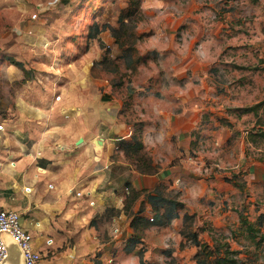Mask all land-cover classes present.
<instances>
[{"label":"rangeland","instance_id":"374dc122","mask_svg":"<svg viewBox=\"0 0 264 264\" xmlns=\"http://www.w3.org/2000/svg\"><path fill=\"white\" fill-rule=\"evenodd\" d=\"M131 3V16H127ZM94 27L100 31L95 37ZM111 84L117 87L113 96L123 99V115L138 127L152 121L154 103L168 100L174 106L161 110L178 114L197 104L202 126L218 125L234 133L227 146L220 147L212 138L200 140L193 152L183 153L172 164L184 160L197 177L213 173L232 177L244 171L248 175L250 165L264 161V140L250 145L245 139L254 126L264 128V110L259 117L240 116L242 109L264 99V0H0V131L3 124L23 119L27 104H46V92L72 97L77 90L92 98ZM148 88L149 95L144 92ZM157 89L163 96H151ZM156 123L161 128L163 122ZM193 136L200 137L198 129ZM172 144L178 150L177 142ZM243 149L246 159L236 161ZM143 154L152 162L149 146ZM168 154L158 151V163H165ZM139 170L147 172L144 167ZM239 192V197L226 195L225 202L215 196L196 204L193 191L188 210L194 211V217L156 226L148 234L156 252L145 264L191 262L184 242L190 231H199L213 260L220 242L239 253L241 264H264V243L247 237L239 215L242 211L243 217L255 222L264 213V182ZM162 196L176 195L164 192ZM135 197L130 194L125 205H134ZM179 235L181 254L171 260L163 251L176 244L172 239H180ZM73 246L74 242H66L61 251ZM141 260L130 258L128 264H141Z\"/></svg>","mask_w":264,"mask_h":264},{"label":"crops","instance_id":"0c3cea01","mask_svg":"<svg viewBox=\"0 0 264 264\" xmlns=\"http://www.w3.org/2000/svg\"><path fill=\"white\" fill-rule=\"evenodd\" d=\"M103 62L105 59L99 63ZM173 74L176 79L178 75ZM115 89L111 84L92 98L90 93L77 90L72 92V97L46 92V104H27L23 119L2 125L0 211L20 214L22 225L34 238L35 249L43 256L39 264H128L130 258L140 257L141 249L145 264V259L156 252V243L148 239V234L156 230V212L148 201L149 196L175 194L185 205L176 222L186 214H194L188 210L193 191L197 195L193 199L196 204L203 198H207L206 202L214 200L215 196L223 197V202L226 195L239 197L240 190L228 181L232 177L222 173L197 177L184 160L172 164L183 153L193 152L200 140L212 138L220 147L227 146L232 131L218 125L202 126L197 104L178 114L173 109L161 110L170 104L174 106L168 100H161L157 106L149 105L152 121H142L144 125L138 127V123L123 115L124 102L113 96ZM150 91L144 89L147 95ZM130 92L129 97L133 96ZM151 96L163 95L157 89ZM248 117L249 114L243 116ZM156 119L163 122L161 128ZM197 129L200 137L193 136ZM104 130L110 135H104ZM137 130H142V142L152 150L150 167L154 166L151 167L154 170L135 169L124 153V144L133 143ZM245 139L250 144L248 137ZM173 141L177 142L178 150H173L176 148ZM163 143H167L166 147L161 148ZM160 150L169 151L162 164L156 159ZM245 159L243 149L236 161ZM253 165L248 175L244 171L245 188L264 182V161ZM130 194L136 199L126 210L125 201ZM253 206L261 211L259 205ZM134 237L139 243L132 248L130 240ZM180 239H172L176 244L163 251H172L171 260L181 254V236ZM66 242H74L73 248L61 251ZM184 242L189 245L188 264H196L197 249L189 240ZM16 264H22L20 258Z\"/></svg>","mask_w":264,"mask_h":264},{"label":"trees","instance_id":"16d2710c","mask_svg":"<svg viewBox=\"0 0 264 264\" xmlns=\"http://www.w3.org/2000/svg\"><path fill=\"white\" fill-rule=\"evenodd\" d=\"M254 2H257L258 0H253ZM133 4H130L129 7V13L127 16H131V7ZM111 32H115L114 29L110 28ZM95 34L92 35L95 37V35H98L100 33L99 27H94ZM11 61V64L20 67L23 71H25L23 65L15 63L12 61V59H9ZM27 80V79H26ZM264 109V99L259 102L256 105L245 107L241 110V115H248V114H254L255 117H259L260 111ZM259 125V124H258ZM261 139L264 140V128L262 126L254 127V129L249 133L248 140L251 144H258ZM124 153L126 157L132 161V163H135L138 168H147V171L153 170L150 169V159L143 154L145 151V146L142 142V130H137L136 133L133 136V143L130 144H124L123 146ZM145 164V166H144ZM229 182L233 183L236 188H238L240 191H243L246 187V183L244 182L243 175L240 174H233L231 179H228ZM148 201L152 203V206L154 207V211L156 212V226L163 227L171 225L173 221L180 218V211L185 208L184 203L180 202L178 200V197H169L165 198L162 196V194H156V196H149ZM167 204V205H163ZM128 208V205L126 204V210ZM240 215V221L242 225H245V232L247 233V237L257 244L261 245L264 243V234L262 233V229L264 228V214L260 215L255 222L249 221L246 217H243V212H239ZM193 216H190L186 214L184 216V220H192ZM194 226V225H193ZM193 226L191 227L193 229ZM189 228V227H188ZM186 227L185 230H188ZM186 231H184L185 233ZM185 239L189 240L191 242V245L197 249V253L194 257V261L196 264H241L240 258L238 257L239 253L235 250H232L229 243H220L217 242L219 245H217L218 249L216 251V258L212 259V253L208 252L210 249V246L208 243L203 242L200 239L199 231H190L189 233H186ZM260 236V241H256L257 237ZM215 241H218L215 239ZM139 243L138 239L136 237L132 238L130 240V245L132 248L136 246V244ZM223 249V251L221 250ZM167 256H172V251H165L163 252ZM143 250H140L139 256L142 259L141 263H143L144 257ZM207 258V259H206Z\"/></svg>","mask_w":264,"mask_h":264},{"label":"built area","instance_id":"2783aa9c","mask_svg":"<svg viewBox=\"0 0 264 264\" xmlns=\"http://www.w3.org/2000/svg\"><path fill=\"white\" fill-rule=\"evenodd\" d=\"M118 232L115 231L116 234ZM6 239L18 245L24 256V264H39L43 260L42 254L35 249L32 234L24 228L20 214L15 211H0V264L9 258Z\"/></svg>","mask_w":264,"mask_h":264},{"label":"water","instance_id":"95a60500","mask_svg":"<svg viewBox=\"0 0 264 264\" xmlns=\"http://www.w3.org/2000/svg\"><path fill=\"white\" fill-rule=\"evenodd\" d=\"M6 242L9 252V258L3 264H16L19 258L21 259L22 264H24V256L18 245L11 239H6Z\"/></svg>","mask_w":264,"mask_h":264}]
</instances>
